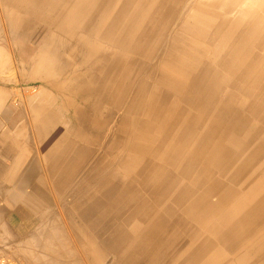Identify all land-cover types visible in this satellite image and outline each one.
<instances>
[{
	"label": "rangeland",
	"instance_id": "rangeland-1",
	"mask_svg": "<svg viewBox=\"0 0 264 264\" xmlns=\"http://www.w3.org/2000/svg\"><path fill=\"white\" fill-rule=\"evenodd\" d=\"M258 1L0 0V133L29 136L18 191L35 193L8 215L19 227L0 253L15 264H264ZM34 117L56 120L50 160ZM11 186L0 208L17 201Z\"/></svg>",
	"mask_w": 264,
	"mask_h": 264
},
{
	"label": "bare ground",
	"instance_id": "bare-ground-1",
	"mask_svg": "<svg viewBox=\"0 0 264 264\" xmlns=\"http://www.w3.org/2000/svg\"><path fill=\"white\" fill-rule=\"evenodd\" d=\"M239 5H240V7L241 8H246V9H253V8H257L259 5H261L260 4V2L258 1V0H235ZM180 5V4H179ZM255 10H253L252 12H254ZM258 12V11H257ZM259 14H260V12H258ZM257 13V14H258ZM255 14H256V11H255ZM258 14V15H259ZM251 15V14H250ZM249 15V16H250ZM11 16H13V14L11 15ZM248 16V17H249ZM253 16V15H252ZM257 17H261V16H256V18ZM12 18V17H11ZM252 18V17H251ZM263 19V18H262ZM255 21H257V20H255ZM250 23V22H249ZM263 23V22H262ZM251 26H252V24H251ZM254 27V26H253ZM252 27V28H253ZM251 28V27H250ZM251 28V29H252ZM258 28L259 29H261V28H263L262 27V25L260 24V23H258ZM253 31V30H252ZM51 33V32H50ZM255 34V33H254ZM61 36V35H60ZM52 39V38H51ZM49 40V39H48ZM47 40V41H48ZM104 48V47H103ZM106 50V49H105ZM106 52H107V50H106ZM108 53V52H107ZM110 54V53H109ZM129 54V53H128ZM100 55H101V53H100ZM104 55H105V53H104ZM105 57V56H104ZM103 57V58H104ZM108 58H109V56H107ZM106 58V57H105ZM104 58V59H105ZM97 59V58H96ZM21 61V60H20ZM101 61V60H100ZM19 64V63H18ZM97 64V63H96ZM21 65V64H20ZM35 67V66H34ZM101 71V70H100ZM47 77H48V75H47ZM69 77V76H68ZM46 80H47V78H46ZM45 81V80H44ZM47 82H48V80H47ZM41 83H42V81H41ZM51 83V82H50ZM63 85V84H62ZM88 85V84H87ZM54 86H56V85H54ZM82 87H84V86H82ZM49 90V89H48ZM85 90V89H84ZM23 92V91H22ZM30 92V91H29ZM25 93V92H24ZM23 93V94H24ZM8 94V93H7ZM20 94V93H19ZM21 96V95H20ZM4 98H5V95H4ZM10 98V97H9ZM23 101H24V99H23ZM1 102H2V93H1V91H0V105H3V104H1ZM3 102H4V100H3ZM2 102V103H3ZM23 103V102H22ZM25 103V102H24ZM25 105V104H24ZM42 106V105H41ZM36 108V107H35ZM37 108H39V107H37ZM36 108V109H37ZM42 108V107H41ZM44 108V107H43ZM46 109V108H45ZM44 109V110H45ZM51 109V108H50ZM39 110H41L42 111V109H39ZM38 110V111H39ZM47 111H49V110H47ZM46 111V112H47ZM54 111V110H53ZM53 111H52V113H53ZM8 112V111H7ZM42 112H44V111H42ZM45 112V113H46ZM55 112V111H54ZM38 113V112H37ZM2 114H3V112H2ZM39 115L40 114H42L41 112L40 113H38ZM44 114V113H43ZM51 114V113H50ZM49 114V115H50ZM27 115V114H26ZM34 115V114H33ZM47 115H48V113H47ZM56 115V114H55ZM2 116H4V115H2ZM6 116V115H5ZM42 116V115H41ZM57 116V115H56ZM50 117H52V116H50ZM55 117V116H54ZM58 117V116H57ZM0 118H3V117H0ZM26 118V117H25ZM6 119V118H5ZM31 119V118H30ZM57 119V118H56ZM3 120V119H2ZM26 120H27V118H26ZM1 121V120H0ZM25 121V120H24ZM29 121H31V122H33L34 124H35V127L33 128V126H32V130H33V132H34V134L36 135H34L36 138L35 139H37L36 140V148L38 149V151H37V153L39 154V155H41L42 157H43V159L44 160H50V154H51V150H53V148H51V146L53 145L52 143H54V142H52V139H54L55 140V138L57 137V135H55V136H53V134H51L50 135V133H52L51 131L52 130H55L58 126L56 125L57 123L55 122V121H52L50 118H48V117H45L44 119H42V118H35L34 117V119H32V120H29ZM2 122V121H1ZM4 122V121H3ZM37 122H39V123H37ZM30 123V122H29ZM29 123H26V124H23L22 125V129L23 128H25L26 126H31ZM0 125L2 126L3 124L2 123H0ZM0 126V127H1ZM57 126V127H56ZM6 128V127H5ZM31 128V127H30ZM28 129V128H27ZM23 130H25V129H23ZM30 130V129H29ZM67 130H68V128H67ZM7 132V130H5L4 129V132ZM69 131H70V129H69ZM4 132L3 133H0V155L1 156H3V157H8L9 155H12V154H15V153H17L16 154V157H15V160H14V162H13V164H12V167H13V169H7L6 170V166L5 165H3L2 166V170H0V194L2 195L3 194V192L5 191V190H7V189H5V185L7 186L8 184H13V187H15L14 189H12V198L14 199V200H19V199H21V197H22V194H24V193H20V191H18L19 189V187L20 186H18L19 185V182H20V175H19V173H20V166H22V164H23V157L26 155V154H29V153H32L33 154V148L31 147V143L29 144L28 143V141H27V143H25V144H23L22 143V146L20 147V145H19V143L20 142H23V140L22 141H20V139L21 138H23L24 139V137H22V135H21V133H17V134H13V135H9L8 134V136L7 135H5L4 134ZM10 132V131H9ZM8 132V133H9ZM25 131H23V133H24ZM28 132H30V131H28ZM45 132H46V134H48L47 136L46 135H44L45 134ZM56 132H57V130H56ZM12 133V132H11ZM58 133V132H57ZM56 134V133H55ZM25 135V134H24ZM33 136V137H34ZM59 136H60V134H59ZM29 137V136H28ZM28 137L26 138V140H28ZM45 137V141L43 140V138ZM61 137H62V135H61ZM60 137V138H61ZM74 137V136H73ZM83 137V136H82ZM81 137V138H82ZM32 138V137H31ZM30 138V139H31ZM75 138H77V139H79L78 137H75ZM80 138V140H82ZM29 139V140H30ZM64 139V137L62 138V140ZM90 139V138H89ZM25 140V139H24ZM25 140V141H26ZM53 140V141H54ZM60 139L58 138V140L56 139L55 140V143L56 144H58L57 146L59 147V145L61 144H59V142H61V140L59 141ZM31 141V140H30ZM44 141V142H43ZM56 141H59L58 143L56 142ZM66 141H68V140H66ZM89 141V140H88ZM88 141H87V143H88ZM42 142H43V144H42ZM34 143V142H33ZM66 144H67V142H66ZM66 144H65V147H66ZM70 144V141H69V143L67 144V146ZM72 144V143H71ZM90 144V143H89ZM34 145H35V143H34ZM91 145V144H90ZM35 147V146H34ZM63 147H64V144H63ZM71 147V146H70ZM55 148V147H54ZM57 148V147H56ZM62 148V147H61ZM72 148V147H71ZM70 148V149H71ZM58 149V148H57ZM69 149V148H68ZM75 150V149H74ZM60 151V150H59ZM62 151V150H61ZM64 151V150H63ZM53 152V151H52ZM54 152H57V151H54ZM67 152V151H66ZM24 154V155H23ZM56 154V153H55ZM38 155V156H39ZM58 155V154H57ZM60 155V154H59ZM58 155V156H59ZM62 156H63V154H61ZM35 156V155H34ZM58 156H56L55 155V157H58ZM66 156V155H65ZM73 156V155H72ZM61 157V156H60ZM33 158V157H32ZM40 158V157H39ZM59 158V157H58ZM68 158H69V156H68ZM67 158V159H68ZM52 159V158H51ZM71 159V158H70ZM77 159H78V156H77ZM76 159V160H77ZM53 160V162H54V160L55 159H52ZM72 160V159H71ZM70 160V161H71ZM66 161V160H65ZM32 162H35V158H33V160H32ZM41 162H42V160H41ZM50 163V162H49ZM48 163V164H49ZM42 164V163H41ZM47 164V163H46ZM51 164V163H50ZM53 164H55V163H53ZM60 164V163H59ZM66 164H67V162H66ZM76 164V163H75ZM24 165V164H23ZM63 165V164H62ZM25 166H26V164H25ZM33 166V165H32ZM38 166V165H37ZM65 166V165H64ZM30 168V167H29ZM34 168H35V166H34ZM33 168H31V170H32ZM42 169H43V172H44V168L42 167ZM29 170V169H28ZM30 173V172H29ZM45 173V172H44ZM45 174H47V173H45ZM31 176H33V175H31ZM31 176H30V178H31ZM35 176V175H34ZM48 177H50L49 175H48ZM48 177H46V178H48ZM92 177V176H91ZM35 178H37V176H35ZM90 178V177H89ZM49 179V178H48ZM73 179V178H72ZM87 179V178H86ZM21 180H23V179H21ZM25 180V179H24ZM45 180V179H44ZM47 180V179H46ZM45 180V181H46ZM81 180H83V179H81ZM29 181V180H28ZM37 181V180H36ZM26 182V181H25ZM83 182H86V181H83ZM48 183V182H47ZM81 183H82V181H81ZM26 184H28L27 182H26ZM49 184V183H48ZM60 184V183H59ZM22 186H24V185H22ZM50 185H48L47 186V188L49 187ZM10 187V186H9ZM12 187V186H11ZM12 187V188H13ZM58 187V186H57ZM22 188V187H21ZM25 188V187H24ZM25 192V191H24ZM34 194L35 193H32V194H30V195H27V194H24L25 195V197H24V199H25V201L26 202H32V200H33V198H34ZM6 195V194H5ZM9 195H10V192H9ZM9 195H6V196H9ZM23 195V196H24ZM7 199V198H6ZM78 199V198H77ZM21 201V200H20ZM56 201V200H55ZM105 201V200H104ZM2 210V209H1ZM83 258V257H82ZM63 259V258H62Z\"/></svg>",
	"mask_w": 264,
	"mask_h": 264
},
{
	"label": "crops",
	"instance_id": "crops-1",
	"mask_svg": "<svg viewBox=\"0 0 264 264\" xmlns=\"http://www.w3.org/2000/svg\"><path fill=\"white\" fill-rule=\"evenodd\" d=\"M5 164V161H4V157L0 155V170H2V166ZM8 169V168H6ZM18 204V201L14 202V203H8L6 202L2 208H0V237H4V236H8V234L6 232H16V230H18V227L19 226H13L11 223V220L8 219V215L11 213V212H14L16 211L15 209H13V207H15L16 205ZM2 209V210H1ZM17 212V211H16ZM25 220V219H24ZM27 221V219H26ZM24 227L26 228V230L28 232H31L29 231L32 230L31 228L33 226H31V228H29V225H24ZM34 232V231H32ZM27 235V234H26ZM11 237H15V236H18L16 234H10ZM2 254V253H1Z\"/></svg>",
	"mask_w": 264,
	"mask_h": 264
},
{
	"label": "built area",
	"instance_id": "built-area-1",
	"mask_svg": "<svg viewBox=\"0 0 264 264\" xmlns=\"http://www.w3.org/2000/svg\"><path fill=\"white\" fill-rule=\"evenodd\" d=\"M0 264H15V262L8 255L0 253Z\"/></svg>",
	"mask_w": 264,
	"mask_h": 264
}]
</instances>
